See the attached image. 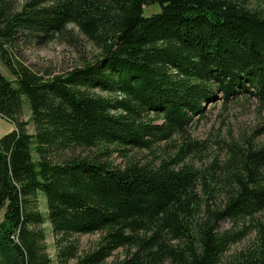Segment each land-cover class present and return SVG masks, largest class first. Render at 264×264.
<instances>
[{
  "label": "trees",
  "instance_id": "1",
  "mask_svg": "<svg viewBox=\"0 0 264 264\" xmlns=\"http://www.w3.org/2000/svg\"><path fill=\"white\" fill-rule=\"evenodd\" d=\"M17 1L0 0L1 264H51L45 221L75 264H264V130L217 143L222 160L187 134L205 105L264 107V0ZM80 37L98 55L60 74L19 60Z\"/></svg>",
  "mask_w": 264,
  "mask_h": 264
},
{
  "label": "rangeland",
  "instance_id": "2",
  "mask_svg": "<svg viewBox=\"0 0 264 264\" xmlns=\"http://www.w3.org/2000/svg\"><path fill=\"white\" fill-rule=\"evenodd\" d=\"M18 0L17 2H22ZM159 12L157 6L143 8L144 16L149 17ZM81 39V50H75L69 47L67 44L51 43L46 46H38L34 40L28 39L19 46V60L27 66L34 69H49L54 74H60L65 70H69L80 64V59H91L93 56L98 55V50L90 45L83 37ZM0 73L7 79L12 80L5 68L0 63ZM247 94H245L246 96ZM245 96L238 97V102H233L227 105H221L222 101L213 104L205 105L204 115L196 122L192 123L187 130V134L190 136V140L206 145L207 148L214 149L215 154L219 156V159L224 158L225 142L231 140H237L240 135L252 136L254 133H261L264 130V107H261L256 99L245 98ZM28 109L25 106L23 108V121H28ZM13 126L5 119L0 117V138L5 134L11 132ZM27 131L32 133V126H27ZM262 134V133H261ZM253 137V136H252ZM259 144L264 145V135H258L253 140ZM221 141L223 143V150H219L217 147ZM146 154V153H145ZM148 158V155H144ZM113 163L121 164V159L116 155ZM213 160L210 156L201 163H207ZM201 164L199 161H193L194 166ZM39 212L45 216L44 200L39 197ZM4 211L0 212V223L3 220ZM45 234V249L48 254L51 264H75V258L61 259L58 257V247L55 244V236L51 232L49 224L45 221L43 226L40 227ZM232 226L230 221L225 220L219 224V231L224 232L231 230ZM250 239V236L241 240L240 242L232 245L228 248L224 254L223 263L229 259L237 250L241 249ZM70 240V239H69ZM98 241V235H84L71 238V244L74 245L76 255L83 253L91 249ZM67 242L66 244H68ZM63 244L61 248H63ZM123 257L122 251H117L112 257L106 260L105 264H110L116 259ZM1 264V257H0Z\"/></svg>",
  "mask_w": 264,
  "mask_h": 264
},
{
  "label": "crops",
  "instance_id": "3",
  "mask_svg": "<svg viewBox=\"0 0 264 264\" xmlns=\"http://www.w3.org/2000/svg\"><path fill=\"white\" fill-rule=\"evenodd\" d=\"M13 129V128H12Z\"/></svg>",
  "mask_w": 264,
  "mask_h": 264
}]
</instances>
